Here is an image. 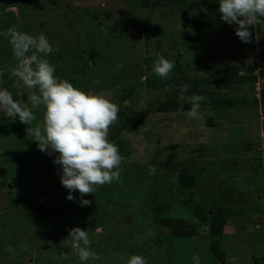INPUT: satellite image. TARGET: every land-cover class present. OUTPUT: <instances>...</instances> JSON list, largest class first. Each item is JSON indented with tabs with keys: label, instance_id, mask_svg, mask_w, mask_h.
<instances>
[{
	"label": "rangeland",
	"instance_id": "1",
	"mask_svg": "<svg viewBox=\"0 0 264 264\" xmlns=\"http://www.w3.org/2000/svg\"><path fill=\"white\" fill-rule=\"evenodd\" d=\"M260 47L264 0H0V264H264Z\"/></svg>",
	"mask_w": 264,
	"mask_h": 264
},
{
	"label": "trees",
	"instance_id": "2",
	"mask_svg": "<svg viewBox=\"0 0 264 264\" xmlns=\"http://www.w3.org/2000/svg\"><path fill=\"white\" fill-rule=\"evenodd\" d=\"M258 60L261 62H264V47H260L256 51V56ZM242 68L239 66H227L223 68L222 74L220 75H213V76H207V77H197V76H189L186 75L182 70L178 69L176 67V70L181 75V79L184 82V84L187 87V92L189 94H199V86L201 83H212V84H230L234 81H237L240 79L241 75L239 74V71ZM251 71H253V66L250 67ZM255 78V77H254ZM255 81V80H254ZM132 88V87H131ZM128 90V93L131 92L132 89ZM262 104L264 105V85L262 86ZM200 104L202 107H208L212 106L211 100H200ZM222 103H220L221 105ZM228 105L232 106L234 105L232 100L228 101ZM177 107L176 103H172L171 106H168L167 103H163L159 106L160 111H168V110H175ZM207 124L211 127L216 126L215 118L213 115L208 114L207 116ZM127 125V122L123 119V114L120 113L117 117H114L113 119L109 120L108 123L105 124L106 127H108V138L112 144L114 156L117 158L118 161H122L124 158L129 156L130 152L128 150H125L123 148V144L120 138V130L124 126ZM191 182V181H189ZM186 187H191V183H185ZM168 224L172 226V228L179 229L178 227L173 226V221L171 219H168ZM222 224H223V218L220 216V214L216 215L213 218V222L210 225V232L212 234L221 233L222 230ZM210 249L213 253V255L222 263L226 262V257L223 251L219 248V244L216 240H212L210 244Z\"/></svg>",
	"mask_w": 264,
	"mask_h": 264
},
{
	"label": "crops",
	"instance_id": "3",
	"mask_svg": "<svg viewBox=\"0 0 264 264\" xmlns=\"http://www.w3.org/2000/svg\"><path fill=\"white\" fill-rule=\"evenodd\" d=\"M255 71V70H254Z\"/></svg>",
	"mask_w": 264,
	"mask_h": 264
}]
</instances>
